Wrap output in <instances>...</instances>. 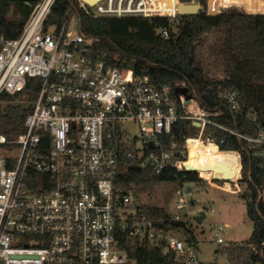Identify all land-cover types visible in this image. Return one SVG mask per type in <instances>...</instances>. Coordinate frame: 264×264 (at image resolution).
Returning <instances> with one entry per match:
<instances>
[{"label":"built area","instance_id":"2783aa9c","mask_svg":"<svg viewBox=\"0 0 264 264\" xmlns=\"http://www.w3.org/2000/svg\"><path fill=\"white\" fill-rule=\"evenodd\" d=\"M54 2L41 0L19 36L0 35V97L7 93L30 109L22 133L0 134V264H126L124 237L160 246L184 264H201L198 240L174 236L173 222L191 228L192 220L215 210L181 183L169 222L148 218L141 195L116 187L120 160L155 174L191 171L189 139L220 149L222 131L248 143L264 172V123L255 135L242 134L217 120L225 111L200 106L186 82L160 86L146 73L94 55L77 10L94 18L166 17L168 25L158 33L169 40L191 15L180 13V4L198 3L197 13L207 15L258 16L264 15V0H70L62 20L48 24ZM75 14L77 32L70 29ZM30 78L39 79L32 99ZM220 96L231 109L240 108L236 91L224 88ZM249 118L257 120L255 113ZM222 151L236 153L239 168L235 178L219 179L221 187L229 190V181L240 191L241 153ZM259 198L264 199L262 191ZM228 226L215 227L217 243L225 242L222 231Z\"/></svg>","mask_w":264,"mask_h":264},{"label":"trees","instance_id":"16d2710c","mask_svg":"<svg viewBox=\"0 0 264 264\" xmlns=\"http://www.w3.org/2000/svg\"><path fill=\"white\" fill-rule=\"evenodd\" d=\"M41 0H0V35L15 38L33 8ZM70 0H55L48 24L59 23L66 13ZM188 1V0H182ZM14 9L16 18H8ZM81 30L93 39V54L109 63L146 73L160 86L186 82L200 106L208 110H223L225 116L218 117L221 123L246 135H255L258 124L264 123V15L244 14L207 15L204 12L185 17L176 36L169 40L159 33L160 26L168 25V18H147L140 16L99 17L87 15L77 10ZM222 30L224 36L218 45L210 47V54L218 56L223 64V76L215 77L205 69L198 58V47L202 36L212 30ZM32 86L27 97L34 98L38 88V78H30ZM237 92L239 109H231L220 96L222 89ZM17 97L3 93L0 97V134L14 137L24 131V120L29 107L16 102ZM255 113L256 121L249 118ZM186 124L183 121L178 126ZM196 134L197 127L191 126ZM225 142L220 150H236L241 153L243 178L247 185L242 193L247 201L248 215L253 221V232L242 243L231 242L223 246L222 252L227 262H202L201 264H264V202L259 191L264 181V172L258 167L257 159L249 144L230 133L218 132ZM180 142L184 139L180 138ZM120 171L116 187L123 191L134 190L138 195L151 193L155 186L163 182L200 183L206 180L198 172L166 169L160 174L148 168H141L126 160H120ZM201 175L202 172H200ZM248 174L251 178H248ZM221 181V180H218ZM142 211L151 219L169 222L170 214L163 207L143 205ZM179 229L188 232L182 222H173ZM129 262L126 264H184L173 252H164L160 246L147 241L124 237Z\"/></svg>","mask_w":264,"mask_h":264},{"label":"rangeland","instance_id":"374dc122","mask_svg":"<svg viewBox=\"0 0 264 264\" xmlns=\"http://www.w3.org/2000/svg\"><path fill=\"white\" fill-rule=\"evenodd\" d=\"M7 17L17 18L18 15H15L14 9L11 8ZM70 24V29L73 32L79 30V19L76 14L72 16ZM223 36L224 33L220 29L209 31L202 36V43L198 47V58L210 75L215 77L223 76V64L218 56L210 54V47L220 44ZM128 127L134 132L137 130V126L134 123H128ZM199 177L212 178L206 176ZM207 179H205V182H184V184L192 186L200 197L202 205L213 208L215 211L211 212L210 209H206V216L201 222L196 221L197 218L192 220L193 225L191 228H188V232L184 229L175 228L172 230V234L183 240L189 239L190 236L197 239L200 249L199 257L202 262L218 261L223 263L227 262V257L222 252L223 246L231 242L242 243L249 239L253 232V221L248 215L247 201L242 195L248 188L246 184L240 183L241 190L238 191L237 189L235 190V187L229 181H226L225 187L229 190H225L221 187L223 186L224 179H221V181H218L220 178L212 179L211 181ZM180 184L179 182H163L155 186L151 193L142 194V200L152 207H163L172 215L175 212V203L178 200L176 190ZM260 191L264 193L263 180ZM225 223L229 224L222 231L225 242L219 244L215 240V227Z\"/></svg>","mask_w":264,"mask_h":264},{"label":"bare ground","instance_id":"6f19581e","mask_svg":"<svg viewBox=\"0 0 264 264\" xmlns=\"http://www.w3.org/2000/svg\"><path fill=\"white\" fill-rule=\"evenodd\" d=\"M188 145L190 157L186 164L189 168L202 172L201 176L235 178L238 174L239 161L236 153L221 151L213 142L207 143L197 137L189 139Z\"/></svg>","mask_w":264,"mask_h":264},{"label":"water","instance_id":"95a60500","mask_svg":"<svg viewBox=\"0 0 264 264\" xmlns=\"http://www.w3.org/2000/svg\"><path fill=\"white\" fill-rule=\"evenodd\" d=\"M89 3H93L96 0H85ZM200 8V4L195 3V4H180L178 11L182 14H196L198 12ZM177 90L181 93H186L187 89L186 87H177ZM191 171H196V170H191ZM204 218V214L201 215V217L199 218V222L202 221V219Z\"/></svg>","mask_w":264,"mask_h":264}]
</instances>
